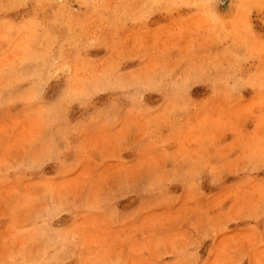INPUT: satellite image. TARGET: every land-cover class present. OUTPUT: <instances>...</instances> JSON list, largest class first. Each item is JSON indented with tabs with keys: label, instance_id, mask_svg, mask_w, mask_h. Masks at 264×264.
Instances as JSON below:
<instances>
[{
	"label": "rangeland",
	"instance_id": "1",
	"mask_svg": "<svg viewBox=\"0 0 264 264\" xmlns=\"http://www.w3.org/2000/svg\"><path fill=\"white\" fill-rule=\"evenodd\" d=\"M0 264H264V0H0Z\"/></svg>",
	"mask_w": 264,
	"mask_h": 264
}]
</instances>
